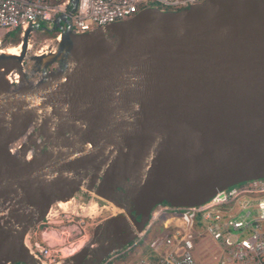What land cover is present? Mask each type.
<instances>
[{"label":"water","instance_id":"water-1","mask_svg":"<svg viewBox=\"0 0 264 264\" xmlns=\"http://www.w3.org/2000/svg\"><path fill=\"white\" fill-rule=\"evenodd\" d=\"M53 24L61 40L30 57L31 73L34 27L19 57L0 53V264H42L29 233L81 192L82 218L120 213L63 264H106L157 208L200 207L264 179V0L150 7L85 34L68 16Z\"/></svg>","mask_w":264,"mask_h":264},{"label":"built area","instance_id":"built-area-1","mask_svg":"<svg viewBox=\"0 0 264 264\" xmlns=\"http://www.w3.org/2000/svg\"><path fill=\"white\" fill-rule=\"evenodd\" d=\"M204 1L78 0L71 13L72 0H0V53L11 49V41H5L13 31L20 33V46L30 27L35 32L53 28L62 16L69 17L76 34H85L129 20L146 8L176 11ZM17 86V81L12 82L13 88ZM22 143L12 144L11 151L19 150ZM59 214L45 219L41 239L37 232L28 236L27 247L42 264H63L89 243L81 224L69 214ZM161 223L165 237L149 247L139 264H264V179L220 192L200 207L161 206L153 212L145 234Z\"/></svg>","mask_w":264,"mask_h":264},{"label":"rangeland","instance_id":"rangeland-1","mask_svg":"<svg viewBox=\"0 0 264 264\" xmlns=\"http://www.w3.org/2000/svg\"><path fill=\"white\" fill-rule=\"evenodd\" d=\"M20 33L13 31L9 34V39L11 40L12 48H16L17 46H14L15 41L19 38ZM60 35V34H59ZM58 35V36H59ZM57 37H48L46 35H43V31H36L29 40V54L28 58L25 61V69L27 72L31 73L34 63L31 61L30 57L39 54L40 52H45L52 50L55 46V39ZM33 81L36 82L39 79V76H32ZM69 203H64L65 206H63V203L61 204L62 208L55 207L51 211L52 216L56 214L57 211L61 212L59 215L63 214H69L74 218V221L81 224V228L86 236L87 240H91L95 228L105 221L106 219L119 214L120 211L116 210L114 208H108L101 211L98 216H93L91 219H84L81 217V212L83 214L86 212V209L84 208L82 211L79 209L75 201H68ZM66 204H68L66 206ZM164 207V206H162ZM66 209V210H65ZM69 210V211H68ZM56 211V212H55ZM66 211V212H65ZM77 214L79 216H77ZM60 216L59 221L62 220V217ZM83 219V220H82ZM55 220V218L51 219ZM83 221H85L83 223ZM43 224V223H42ZM42 224L34 227L29 235H31L33 232H37L39 238L41 239L40 235H42L45 226H42ZM162 223L155 227L152 231H150L148 234H145L142 239L139 241V244L136 246H133L132 248L129 247L121 252H117L114 255L110 257V259L106 262V264H139L140 261L144 258L146 253L149 251V247L154 245L156 242L160 241V239L164 238L166 235V232L164 231V228L162 227Z\"/></svg>","mask_w":264,"mask_h":264},{"label":"flooded vegetation","instance_id":"flooded-vegetation-1","mask_svg":"<svg viewBox=\"0 0 264 264\" xmlns=\"http://www.w3.org/2000/svg\"><path fill=\"white\" fill-rule=\"evenodd\" d=\"M54 28V27H53ZM52 28V30L54 31V29ZM36 131V129L34 127H32L29 131V135L25 140L24 139H21L22 142H24L23 144L26 145L28 142H29V138L32 136L33 137V134L34 132ZM38 143H41V138L38 139L37 141ZM23 145V146H24ZM35 149H36V146H33L31 150H29V154H34L35 153ZM28 154V155H29ZM90 197V195L84 193V192H81L78 194V200H77V204H79V206H82V204L86 202V200H88Z\"/></svg>","mask_w":264,"mask_h":264},{"label":"bare ground","instance_id":"bare-ground-1","mask_svg":"<svg viewBox=\"0 0 264 264\" xmlns=\"http://www.w3.org/2000/svg\"><path fill=\"white\" fill-rule=\"evenodd\" d=\"M58 37V36H57ZM58 40H61V37H59V39ZM12 48V47H11ZM8 53V55L9 56H12V57H19L20 56V54H21V52H22V47L21 46H18V47H16V48H13V49H10V50H8L7 51ZM0 72H2V70H0ZM19 75H16L15 77L13 76V75H9L8 77H7V81H8V83L9 84H12V82H14V81H19ZM30 131V130H29ZM68 203V202H67ZM68 204H66V206H67ZM63 206H65V204L63 203ZM68 207V206H67ZM61 208H62V206H61ZM66 210V209H65ZM69 211V210H68ZM56 212V211H55ZM66 212V211H65Z\"/></svg>","mask_w":264,"mask_h":264},{"label":"trees","instance_id":"trees-1","mask_svg":"<svg viewBox=\"0 0 264 264\" xmlns=\"http://www.w3.org/2000/svg\"><path fill=\"white\" fill-rule=\"evenodd\" d=\"M41 30L43 31V35H46L48 37H57L60 34V31L59 30L53 31L52 28H49L47 30H44V27H42L38 31H41ZM8 36H7L6 41H5L6 44H9V42L11 41ZM20 43H21V38L19 37L15 41L14 46H18Z\"/></svg>","mask_w":264,"mask_h":264},{"label":"crops","instance_id":"crops-1","mask_svg":"<svg viewBox=\"0 0 264 264\" xmlns=\"http://www.w3.org/2000/svg\"><path fill=\"white\" fill-rule=\"evenodd\" d=\"M162 227H164V224H163V226Z\"/></svg>","mask_w":264,"mask_h":264}]
</instances>
